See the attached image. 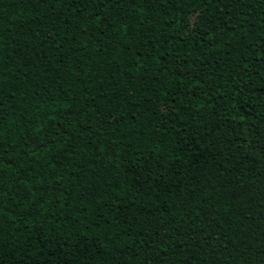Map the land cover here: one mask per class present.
Returning a JSON list of instances; mask_svg holds the SVG:
<instances>
[{"label": "trees", "instance_id": "16d2710c", "mask_svg": "<svg viewBox=\"0 0 264 264\" xmlns=\"http://www.w3.org/2000/svg\"><path fill=\"white\" fill-rule=\"evenodd\" d=\"M0 264H264V0H0Z\"/></svg>", "mask_w": 264, "mask_h": 264}, {"label": "rangeland", "instance_id": "374dc122", "mask_svg": "<svg viewBox=\"0 0 264 264\" xmlns=\"http://www.w3.org/2000/svg\"><path fill=\"white\" fill-rule=\"evenodd\" d=\"M198 18V14H193L192 15V17H191V23H190V29H189V31L188 32H186V34H193V32H194V30H195V28L193 27V23H192V21H193V18Z\"/></svg>", "mask_w": 264, "mask_h": 264}, {"label": "snow or ice", "instance_id": "6c2138e0", "mask_svg": "<svg viewBox=\"0 0 264 264\" xmlns=\"http://www.w3.org/2000/svg\"><path fill=\"white\" fill-rule=\"evenodd\" d=\"M192 23H193V27L195 28L197 25V18L194 17Z\"/></svg>", "mask_w": 264, "mask_h": 264}]
</instances>
